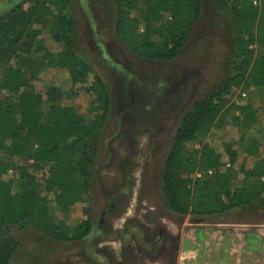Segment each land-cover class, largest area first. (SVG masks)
Masks as SVG:
<instances>
[{"label": "rangeland", "instance_id": "rangeland-1", "mask_svg": "<svg viewBox=\"0 0 264 264\" xmlns=\"http://www.w3.org/2000/svg\"><path fill=\"white\" fill-rule=\"evenodd\" d=\"M219 1L201 0L202 13L188 42L170 61L139 57L119 39L115 30V0L72 1L76 49L104 80L111 107L107 123L94 141L97 153L88 194L67 215L54 204L52 210L68 224L75 225L82 219L83 208L88 203L93 230L81 241L67 242L42 235L33 226L13 227L11 234L19 247L11 264H203L206 239L202 234L188 237L187 229L191 221L202 216L181 215L168 208L162 175L185 114L232 72L236 29L231 12L219 5ZM253 1L260 7L264 0ZM18 5L27 9L29 3L0 0V17L13 12ZM47 27L34 25L39 44L33 46L31 53H19L5 62L29 74L30 86L24 90L41 93L45 99L49 90H62L63 103L90 118L92 97L82 90L76 96L69 95L67 73L49 64V54L59 51L60 45L51 38ZM261 51L257 49L254 56ZM242 91L247 97H242ZM6 98L8 93L3 89L0 100ZM231 100L252 104L257 110L255 123L247 130L242 129L235 120L239 112L232 110L216 122L203 140L188 146L200 149L203 144H210L224 154L227 163L211 182H224L231 187L254 184L256 179L246 174L259 158H264V89H233ZM255 134L261 137L259 153L250 157L245 144ZM0 141L3 144L0 158L9 164V178L19 180V169L27 167L38 182L44 181L47 166L37 169L32 160L8 156L4 149L10 141L1 136ZM227 144L238 152L231 166ZM194 173L190 178L200 179ZM49 194L51 198L54 192ZM216 215L228 220L262 221L264 206L256 200ZM192 250L199 253L189 256Z\"/></svg>", "mask_w": 264, "mask_h": 264}, {"label": "trees", "instance_id": "trees-1", "mask_svg": "<svg viewBox=\"0 0 264 264\" xmlns=\"http://www.w3.org/2000/svg\"><path fill=\"white\" fill-rule=\"evenodd\" d=\"M73 0H28L27 9L18 5L7 16L0 17V136L10 144L4 149L8 156L29 159L33 166H47L46 177L38 182L27 167L19 169V180L9 178V164L0 158V264H11L19 243L11 234L13 227L34 229L57 241H81L93 230L90 205L85 204L83 217L75 225L59 218L52 204L67 215L82 201L91 188L97 149L94 145L106 125L110 92L93 65L76 49V19ZM115 30L119 39L136 55L147 60L175 59L188 42L202 13L201 0H115ZM221 0L235 25V48L232 72L212 92L194 103L178 127L171 150L164 162L163 193L168 208L177 214L210 216L254 201L264 206V158L246 175L254 184L233 187L210 179L226 165L224 154L210 144L189 149L190 144L203 140L232 110L239 127L249 129L255 123L252 104L232 102L233 89H264V1ZM34 25L48 26L47 32L60 45L49 54V64L64 70L69 78V95L83 91L92 97V117L86 118L72 105L63 103L62 90L53 88L45 99L41 93L24 90L30 76L6 64L19 53H31L36 40ZM8 41L4 43L2 40ZM262 49L254 56L257 49ZM242 137L243 134H242ZM261 137L248 139L245 147L250 157H257ZM0 145H3L0 141ZM228 164L238 152L226 145ZM14 166L15 164H11ZM214 171L212 176L192 179L196 171ZM50 191L54 194L49 197Z\"/></svg>", "mask_w": 264, "mask_h": 264}, {"label": "crops", "instance_id": "crops-1", "mask_svg": "<svg viewBox=\"0 0 264 264\" xmlns=\"http://www.w3.org/2000/svg\"><path fill=\"white\" fill-rule=\"evenodd\" d=\"M199 218L187 229L188 237L202 234L206 239L203 264H264V220L237 221L217 215ZM197 253L199 250L188 252L189 256Z\"/></svg>", "mask_w": 264, "mask_h": 264}, {"label": "built area", "instance_id": "built-area-1", "mask_svg": "<svg viewBox=\"0 0 264 264\" xmlns=\"http://www.w3.org/2000/svg\"><path fill=\"white\" fill-rule=\"evenodd\" d=\"M241 95H242L243 98L247 97V93L246 92L242 91ZM212 174H213V170L212 169L207 170V171H196L194 173V177L201 179V178H203L205 176H211Z\"/></svg>", "mask_w": 264, "mask_h": 264}]
</instances>
